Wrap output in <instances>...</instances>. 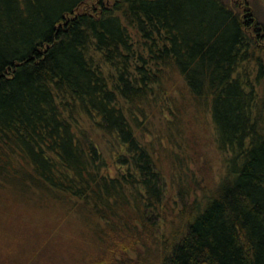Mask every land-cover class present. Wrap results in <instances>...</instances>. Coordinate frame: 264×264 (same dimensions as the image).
Returning a JSON list of instances; mask_svg holds the SVG:
<instances>
[{"label": "trees", "instance_id": "obj_1", "mask_svg": "<svg viewBox=\"0 0 264 264\" xmlns=\"http://www.w3.org/2000/svg\"><path fill=\"white\" fill-rule=\"evenodd\" d=\"M260 1L0 0V264H264ZM154 110L171 132L208 121L222 155L208 182L166 155L179 208ZM48 210L72 216L69 248L29 224Z\"/></svg>", "mask_w": 264, "mask_h": 264}, {"label": "rangeland", "instance_id": "obj_2", "mask_svg": "<svg viewBox=\"0 0 264 264\" xmlns=\"http://www.w3.org/2000/svg\"><path fill=\"white\" fill-rule=\"evenodd\" d=\"M258 4L261 7V11L264 12V3L261 1L258 2ZM155 111V112H154ZM152 111L148 117L143 120V123L145 124V127H143L142 130L147 129L149 132L146 139V142L150 143V147H152L151 151L154 154H156L158 157L162 158V167L161 170L163 171L162 174L165 176V191L163 193V196H165V201L169 198V204H174L176 202L178 204V208L180 207V202L176 196V190L171 185L170 181V169L168 167V157L166 155L170 154H182L187 157L188 161L190 162L191 157L194 158V161L196 164L193 163L190 165L192 170H196V176L197 179L203 180L205 178V181L208 182L209 175H213L215 179H218L219 175L222 173V155L216 151L213 143H212V129L209 125L208 121H205L200 119V121L196 122L195 124L190 123L186 117L183 118L181 124H176V128H174L171 132L170 129H168V126L165 127V123L167 121H171V123H175L173 118H169L167 114H162V111L159 112L158 110ZM173 121V122H172ZM168 129V130H167ZM162 131V132H161ZM152 134H151V133ZM161 132V133H160ZM166 132V133H165ZM165 133V134H163ZM158 134V135H157ZM163 134V136H162ZM162 136V137H160ZM160 137V138H159ZM170 139V141H169ZM168 140V141H167ZM190 141L189 145L188 142ZM105 152L103 143L100 145ZM105 155H108L107 153H104ZM192 155V156H191ZM181 157V156H180ZM186 159V160H187ZM197 159V160H196ZM188 163V162H187ZM190 164V163H189ZM205 168L204 173H209V175L206 177L205 174H201L198 170L203 171L202 168ZM116 167L112 164V171L111 174L115 175ZM201 176V177H200ZM209 177V178H208ZM210 181V180H209ZM205 182V183H206ZM174 185V183H173ZM175 186V185H174ZM185 203V202H184ZM9 215H7L8 217ZM43 219L42 221L36 220L33 218V220L29 221V224L31 226H39L40 223L43 227L47 226L49 228L54 229L55 234L59 235L61 240H59V243H57V246L69 248L68 238L69 235L73 233V224L74 220L72 216L62 215L60 211H52L48 210L44 212V215H42ZM11 215L9 216L10 219ZM39 217V215H38ZM16 245L20 244L17 241H15ZM33 242V241H31ZM58 242V241H57ZM10 243L8 241L6 244H0V249L2 250V254H6V252L3 251V249L7 248V244ZM58 248V249H60ZM18 249L14 247L13 249H9L11 258L15 257L18 253ZM54 257V262L56 264H70L71 262L65 261V252L56 251ZM8 254V253H7ZM9 255V254H8ZM13 256V257H12ZM36 264H45L44 258L41 257ZM46 262V261H45ZM74 263V262H73ZM50 264V263H49Z\"/></svg>", "mask_w": 264, "mask_h": 264}]
</instances>
